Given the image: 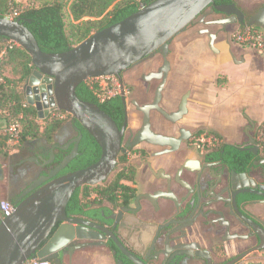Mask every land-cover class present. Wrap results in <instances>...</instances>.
<instances>
[{
    "label": "flooded vegetation",
    "instance_id": "af4514ba",
    "mask_svg": "<svg viewBox=\"0 0 264 264\" xmlns=\"http://www.w3.org/2000/svg\"><path fill=\"white\" fill-rule=\"evenodd\" d=\"M233 4L248 22L251 16L237 2ZM230 18L217 11L215 5L206 9L169 42L170 65L171 60L199 38H206L210 47L212 35L216 42L232 26L219 23ZM164 61L157 50L153 57L124 71L121 79L115 78L120 91L113 98L117 118L114 121L119 130L124 128L116 168L122 173L118 175V185L109 193L103 187L115 171L104 183L82 186L80 189L89 191L90 196L77 215L102 227L106 237L95 235V240L72 243L62 253L64 264H73L76 254L89 256L94 250L103 249L110 253L114 264H257L259 254H264L255 251L260 244L259 226L264 228V222L251 209L264 202V197L236 195L244 188H256L250 179L259 186L257 190L264 189V166L256 165L264 159L256 144V127H248L242 143L202 144V139H207L206 128L186 121L190 89L168 75L159 107L168 114L178 113L183 97L189 92L187 113L171 121L157 109L150 110V133L175 140L165 146L152 143L145 130L144 108L155 102L162 84L156 75ZM57 136L52 146L58 145L56 152L61 158L77 150L64 174L85 169L99 160H94L99 145L74 119L68 120ZM48 145L34 143L18 152V169L21 173L33 170L34 179L22 185L16 182L9 193L2 187L0 202L7 200L15 206L19 195L43 183L36 159ZM254 147L258 148V157L251 152ZM248 156H254L255 160L248 163ZM122 160L125 163L118 165ZM73 165L76 170H70ZM244 174L250 179L243 178Z\"/></svg>",
    "mask_w": 264,
    "mask_h": 264
},
{
    "label": "water",
    "instance_id": "95a60500",
    "mask_svg": "<svg viewBox=\"0 0 264 264\" xmlns=\"http://www.w3.org/2000/svg\"><path fill=\"white\" fill-rule=\"evenodd\" d=\"M216 0H156L138 12L110 27L98 31L89 38L63 53H45L34 35L19 18L9 20L0 17V47L7 42H15L32 58L33 70L24 86V94L29 105L36 108L41 120L48 119L55 111L69 113L74 121L97 142L101 155L93 165L64 174L76 157L75 152L61 158L58 145L44 146L36 161L41 168L43 183L34 186L15 201L12 215L3 217L0 211V264H25L32 258L64 264L62 253L79 240H95V235L106 237L105 230L92 222L70 216L67 207L73 195L84 185L106 182L115 171L118 156L122 150L123 130L97 104L83 101L77 96V88L87 80L100 76L121 74L155 51H160L165 59L156 78L162 79L155 102L146 106L145 130L150 141L162 146L172 145L175 140L150 133V110L157 109L167 119L176 121L187 113L189 92L183 97L178 113L168 114L159 107L162 90L171 70L168 61L169 42ZM215 9L231 16L219 25L259 27L264 29V7L245 22V14L235 4L215 5ZM215 35L210 37V47L214 49ZM1 53V52H0ZM253 127L254 123H251ZM254 143V140H251ZM52 146V148H51ZM255 157L258 148L251 149ZM264 166V159L256 162ZM33 170H13L12 182L7 183L4 170L0 166V181L6 191L14 190L16 182L26 184L34 179ZM243 178L250 179L247 174ZM255 189L236 193L255 194L264 197V189L250 179ZM259 246L255 251H264V228L259 226Z\"/></svg>",
    "mask_w": 264,
    "mask_h": 264
},
{
    "label": "trees",
    "instance_id": "16d2710c",
    "mask_svg": "<svg viewBox=\"0 0 264 264\" xmlns=\"http://www.w3.org/2000/svg\"><path fill=\"white\" fill-rule=\"evenodd\" d=\"M156 0H53L45 2L41 6H20L0 0V17L5 18L14 9L19 11L16 19L26 21L25 26L34 35L41 50L45 53H63L89 38L94 33L110 27L127 17L138 12L142 7L148 6ZM237 0H216L215 5L233 4ZM69 7L70 22L69 30L66 25V8ZM252 16V15H251ZM90 18L89 20H84ZM94 18L95 20H92ZM5 48V44L0 47V52ZM14 63L13 73L15 78L4 76L5 66ZM33 70L32 58L27 51L21 47L8 49L0 56V128L9 124L11 121L18 120L21 124L20 145L36 139L52 140L54 134L67 122L58 118H48L44 120L45 129L41 131V124L38 122V112L35 107L29 105L24 94V86ZM77 96L87 102L97 104L101 110L107 113L113 120L117 119L114 115L113 100L100 103L96 95L89 88L87 83H83L77 88ZM84 130V129H83ZM85 131V130H84ZM86 132V131H85ZM220 139L221 137L218 136ZM7 137L0 136V153L8 155ZM94 160H98L101 150L98 148ZM119 158V156H118ZM255 160L254 156H248L247 162ZM125 163L120 161L118 165ZM73 165L70 170H76ZM121 171V170H120ZM116 168L114 174L103 187L105 193H109L118 185L120 172ZM78 189L73 195L67 207L70 216L77 217L84 201H88L90 192H83ZM83 196H80V195ZM90 201V200H89Z\"/></svg>",
    "mask_w": 264,
    "mask_h": 264
},
{
    "label": "crops",
    "instance_id": "0c3cea01",
    "mask_svg": "<svg viewBox=\"0 0 264 264\" xmlns=\"http://www.w3.org/2000/svg\"><path fill=\"white\" fill-rule=\"evenodd\" d=\"M13 67L12 62L6 64L5 77L15 78ZM169 75L174 81L187 84L190 89L189 115L186 120L189 125L214 130L229 143H242L251 123L255 127L264 124V55L261 53L240 45L215 44L214 49H211L207 44H196L171 60ZM38 122L42 126L41 131H44V120L38 119ZM66 123L51 141L41 138L17 147L10 146L7 141L9 154L0 153V166L7 183L13 181L12 172L20 166V161L16 159L18 152L34 143L53 144ZM4 186V182L0 181V189ZM251 209L264 222V202H258ZM259 255L257 264H264V254ZM73 264L114 263L110 253L103 249L94 250L89 256L76 254Z\"/></svg>",
    "mask_w": 264,
    "mask_h": 264
},
{
    "label": "built area",
    "instance_id": "2783aa9c",
    "mask_svg": "<svg viewBox=\"0 0 264 264\" xmlns=\"http://www.w3.org/2000/svg\"><path fill=\"white\" fill-rule=\"evenodd\" d=\"M12 6V4H10ZM19 15V11L14 9L12 13L8 14L5 18L9 20H16ZM233 39L240 46L255 50L262 55H264V29L259 27L241 26L240 30L234 34ZM20 47L19 44L15 42H7L5 48L2 50L0 55L4 54L8 49H13ZM114 76H100L91 78L86 81L89 88L96 95V98L100 103H105L113 99L117 93L120 91V87L117 85ZM0 82L4 83L3 79L0 78ZM51 118H58L60 120H70L73 117L66 112L55 111L51 114ZM49 117V118H50ZM0 136H6L8 139V144L12 147H17L20 145L21 140V124L18 120L11 121L9 124L2 126L0 128ZM207 139H202V144H213L217 146L222 143L220 138L216 135H210L206 133ZM255 139L259 150L264 154V124H261L255 128ZM15 206L7 200H2L0 202V211L3 217H8L13 214ZM25 264H54L49 260H42L39 258H32L28 260Z\"/></svg>",
    "mask_w": 264,
    "mask_h": 264
},
{
    "label": "rangeland",
    "instance_id": "374dc122",
    "mask_svg": "<svg viewBox=\"0 0 264 264\" xmlns=\"http://www.w3.org/2000/svg\"><path fill=\"white\" fill-rule=\"evenodd\" d=\"M5 1L7 3L11 2L12 6H13V4L16 3V4H20V5H18V7H20V6H30V7L36 6V7H38V6H41L45 2H51L53 0H5ZM60 1H66V0H60ZM72 1L73 0H69L70 3ZM237 4L243 9V11H245V13L247 15L251 16L255 12H257L260 8L264 7V0H237ZM65 11H66V14H65L66 25H67V28L69 30L70 22H72V19L70 17L69 7H67ZM89 19L90 18H85L84 20H89ZM92 20H95V19L92 18ZM239 30H240V27H238V26H233V25L228 26L226 28L225 35L221 34L220 38L217 39V42L215 44H217L219 46H226V44L238 46L239 44L237 42H235V40L233 39V36ZM197 42L192 43V45H195V43H197V45L198 44L205 45V44H207V39L202 37V38H199V40ZM218 80L220 82H223V80L221 78H219ZM205 130H206V133H209L210 135L220 136L219 133L215 132L214 130H213L214 132L209 128H206ZM220 140L222 142H227V140L224 137H221Z\"/></svg>",
    "mask_w": 264,
    "mask_h": 264
}]
</instances>
